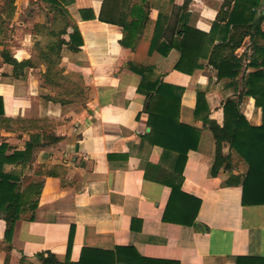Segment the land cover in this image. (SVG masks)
<instances>
[{
  "label": "crops",
  "instance_id": "0c3cea01",
  "mask_svg": "<svg viewBox=\"0 0 264 264\" xmlns=\"http://www.w3.org/2000/svg\"><path fill=\"white\" fill-rule=\"evenodd\" d=\"M29 2L15 4L26 7ZM132 3L149 12L132 49L120 44L122 27L99 19L108 7L104 0H73L66 5L82 45L76 52L62 45L60 55L65 73L85 82L88 94L83 99L61 104L48 98L36 73L44 67L25 66L15 75L0 44V142L8 144L6 154L33 145L30 162L5 169L19 173L22 189L30 182L41 183L33 219L30 212L19 218L9 240L0 215V264H49L44 261L48 253L64 263L71 229V262L79 260L83 247L132 248L145 259L138 260L140 264H235L238 256L264 259V204L242 205V186L236 183L248 164L224 142L225 161L212 176L215 140L204 123L208 117L222 126L223 105L230 99L238 102L250 125L262 124L261 108L244 95L248 75L258 69L264 73V68L251 65L253 41L246 36L234 51L241 61V73L234 79L218 78L208 58H200L201 67L192 74L182 73L174 69L180 57L176 48L167 55L151 50L153 40L173 45L182 22L209 33L218 15L220 24L228 19L234 0H127V20ZM80 10L87 15L91 10L94 18L83 19ZM256 11L263 15L264 0ZM260 27L264 32V20ZM71 32L70 26L67 41ZM218 42L215 39L210 49ZM23 52L20 59H28L29 47ZM130 64L151 65L165 83L183 88L178 122L200 134L181 175L174 170L177 153L150 141L148 116L142 112L146 97L137 92L141 77ZM197 92L204 94L206 107L195 116ZM172 183H179L180 191L171 195Z\"/></svg>",
  "mask_w": 264,
  "mask_h": 264
},
{
  "label": "trees",
  "instance_id": "16d2710c",
  "mask_svg": "<svg viewBox=\"0 0 264 264\" xmlns=\"http://www.w3.org/2000/svg\"><path fill=\"white\" fill-rule=\"evenodd\" d=\"M49 7L56 8L62 17L51 20L54 24H63L59 33L57 43L52 46L54 56L61 59L60 51L62 45H67L71 51H78L82 45V38L77 26L71 24V18L66 5L73 0H43ZM107 9L101 10L99 19L109 23H115L122 27L123 38L120 44L124 48H133L148 20L149 12L143 5L132 3L128 20L125 13L127 0H104ZM144 3L145 0H142ZM260 0H234L233 7L228 19L220 24V18L213 24L209 33H203L195 28L187 26L182 22L178 31V39L171 44L166 42L152 41L151 50L159 52L161 55L167 53L174 47L180 52V57L174 65V69L185 74H192L195 69L200 68L197 62L200 58H208V63L217 72L218 78H236L241 73V61L234 55V51L241 45L243 39L249 36L253 41L252 63L255 67L264 68V45H260L258 40L264 41V32L260 24L264 20V15H257V7ZM124 4V6H123ZM119 5L122 7L119 11ZM83 19H93L94 14H86L85 10H80ZM61 19V20H60ZM72 27V32L68 34L69 40L65 39L67 28ZM233 34L229 36L230 30ZM215 39L218 43L213 45ZM5 62L14 66V73L17 68L21 70L25 66H30V62L17 63L8 52H2ZM48 55L43 53V56ZM50 55V53H49ZM133 72L141 77L137 92L145 95L146 103L143 113H146L147 125L151 128L149 138L152 144L161 146L164 150L177 153L174 170L181 175L186 162L187 153L191 149H196L200 131L178 122L180 112L181 95L183 88L162 80V76L155 67L133 66ZM50 69L49 67L47 68ZM244 95L254 99L255 106L261 108L262 124L260 126L250 125L245 117L239 112V104L234 100H226L223 105L224 123L219 126L215 122L204 118V123L208 125L215 140V158L211 167V175L216 176L220 167L225 161L222 156L223 143L227 142L248 164V171L242 180L236 179V183L242 186V205L264 204V73L258 69L248 75L245 80ZM70 101V100H69ZM68 103L67 101L61 104ZM206 102L204 94L197 92L195 116L204 110ZM0 115H3L2 99L0 98ZM138 114L137 118H139ZM36 140V138H35ZM34 140V141H35ZM37 141V140H36ZM9 146L4 141L0 142V215L7 223L5 238L10 239L15 222L24 214L30 212V219L38 205L41 183L30 182L23 189L21 187L19 173L16 171H6V165H25L32 160V143H27L24 150H14L11 154H6ZM227 166H225L226 168ZM171 195L180 191V184H170ZM73 242V231L71 229L68 244L66 261L59 263L54 255L48 253L49 258L45 263L49 264H140L142 259L132 248H117L115 251H103L94 248L83 247L80 258L77 262L69 260V253ZM125 250V251H124ZM124 252V255L122 253ZM40 257H43L42 254ZM235 264H264V259L259 257L238 256Z\"/></svg>",
  "mask_w": 264,
  "mask_h": 264
},
{
  "label": "rangeland",
  "instance_id": "374dc122",
  "mask_svg": "<svg viewBox=\"0 0 264 264\" xmlns=\"http://www.w3.org/2000/svg\"><path fill=\"white\" fill-rule=\"evenodd\" d=\"M16 1L0 0L1 53L8 52L17 63L30 62L31 67H44V71L36 73L48 98L61 103L86 97L88 90L83 79L78 75L65 73V61L53 53L52 46L57 43L58 32L62 30L63 24H54L51 20L61 18L62 13L56 8L41 4L39 0H30L26 7H21L20 3L15 4ZM25 46L29 47L30 57L20 59ZM43 53L48 55L43 56ZM17 69L18 73L21 68Z\"/></svg>",
  "mask_w": 264,
  "mask_h": 264
},
{
  "label": "water",
  "instance_id": "95a60500",
  "mask_svg": "<svg viewBox=\"0 0 264 264\" xmlns=\"http://www.w3.org/2000/svg\"><path fill=\"white\" fill-rule=\"evenodd\" d=\"M263 15H264V12H263Z\"/></svg>",
  "mask_w": 264,
  "mask_h": 264
}]
</instances>
